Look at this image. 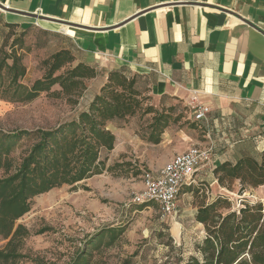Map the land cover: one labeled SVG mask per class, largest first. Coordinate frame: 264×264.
<instances>
[{
  "label": "crops",
  "instance_id": "crops-1",
  "mask_svg": "<svg viewBox=\"0 0 264 264\" xmlns=\"http://www.w3.org/2000/svg\"><path fill=\"white\" fill-rule=\"evenodd\" d=\"M0 4L11 9L0 8L4 23L20 29L36 25L59 34L62 47L75 51L79 60L107 71L126 69L140 78L156 105L173 106L182 114L178 122L174 115L157 144L140 139L133 123L112 126L113 162H135L131 157L135 147L150 146L165 153L163 163L147 164L159 169L191 146L209 147V160L196 173V184L224 190L214 172L219 165L262 157L264 0H0ZM193 92L210 108L204 121L193 118L189 106ZM183 189L180 200L187 201L186 215L195 221L193 193L189 186Z\"/></svg>",
  "mask_w": 264,
  "mask_h": 264
},
{
  "label": "trees",
  "instance_id": "trees-1",
  "mask_svg": "<svg viewBox=\"0 0 264 264\" xmlns=\"http://www.w3.org/2000/svg\"><path fill=\"white\" fill-rule=\"evenodd\" d=\"M5 24L18 28L16 24ZM31 26L21 29L29 30ZM39 30L60 38L59 34ZM20 38L13 40L9 51L0 48V99L31 102L58 85L60 90L54 94H64L73 105L78 104L87 89L86 81L98 75L96 66L79 60L72 49L62 47L43 61L44 75L31 86L25 85L22 79L27 68L19 52L23 48ZM143 91L147 90L143 89L137 75H131L124 68L112 69L87 107L73 119L48 129L0 131V171L4 174L0 177V236L7 240L0 249V264H17L23 258V240L29 230L16 222L31 210L34 197L63 185L74 186L107 168L106 160L101 159L102 153L113 150L116 143L109 124L123 122L120 126L123 128L140 114L151 118L146 119L147 127L141 136L148 143L160 142L175 107L158 108L147 103L151 97H144ZM150 115L152 117H148ZM24 140L29 143L26 152L15 161L11 154ZM214 172L219 184L230 191L239 181L240 195L248 188L263 186L264 151L261 161L243 157L235 163L219 165ZM190 186L188 191L197 195L195 221L203 224L206 235L196 244L200 257L191 256L177 264H264V203L245 200L236 210L227 197L219 195L208 199L205 185ZM123 231V227L100 231L68 264H102L95 261L94 252L101 251L104 245L111 246ZM106 236L109 239L104 242Z\"/></svg>",
  "mask_w": 264,
  "mask_h": 264
},
{
  "label": "rangeland",
  "instance_id": "rangeland-1",
  "mask_svg": "<svg viewBox=\"0 0 264 264\" xmlns=\"http://www.w3.org/2000/svg\"><path fill=\"white\" fill-rule=\"evenodd\" d=\"M16 37L23 39V48L19 52L27 68L22 83L31 86L44 75L43 61L62 48V40L56 35L42 33L36 25L29 30L9 28L0 16V48L9 51ZM96 68L97 77L86 81L87 89L76 105L66 95L54 94L60 90L58 85L31 102L0 99V131L11 133L26 129H48L73 119L87 107L92 95L105 82L104 76L107 78V70L98 66ZM143 96L150 95L148 91H143ZM150 97L147 103L162 107ZM176 114L177 110L169 124H173ZM146 119L151 118L137 114L130 119L137 135L145 142L146 138L141 135H144L147 127ZM178 120H182V114L175 117V121ZM123 125V122H114L108 127L116 129ZM28 144L24 140L16 146L11 154L15 161L25 154ZM164 154L163 150L150 146L135 147L131 152L135 162L121 163L113 162L110 153L104 151L101 159L106 160L107 168L101 174L74 186L63 185L34 197L31 210L16 222V225L21 224L29 230L21 250L24 256L17 264H68L91 237L112 227H123L124 231L111 246L104 245L101 251L94 252L95 261L102 264H121L124 261L130 264H177L184 263L191 256L200 257L196 244L203 240L206 232L192 217L186 215L185 210L189 205L185 199L184 202L180 200L185 189L179 196L178 211L172 216L163 217L154 203L135 204L132 201L143 188L144 178L158 174L171 161L159 169L149 167L164 161ZM3 175V171H0V177ZM192 185L200 187L196 182ZM203 188L206 196L227 197L232 209L236 210L245 200L264 203V185L248 188L241 195L239 181L233 184L232 191L210 186ZM192 199L196 201L197 195L194 194ZM108 239L109 236H106L104 242ZM6 242L0 236V249L4 248Z\"/></svg>",
  "mask_w": 264,
  "mask_h": 264
},
{
  "label": "built area",
  "instance_id": "built-area-1",
  "mask_svg": "<svg viewBox=\"0 0 264 264\" xmlns=\"http://www.w3.org/2000/svg\"><path fill=\"white\" fill-rule=\"evenodd\" d=\"M189 106L195 121L206 120L210 108L197 93L193 92L190 96ZM210 153L209 147L194 145L176 154L158 174L144 178L143 188L133 197V203H154L163 217L176 214L181 189L196 182L195 175L209 160Z\"/></svg>",
  "mask_w": 264,
  "mask_h": 264
},
{
  "label": "water",
  "instance_id": "water-1",
  "mask_svg": "<svg viewBox=\"0 0 264 264\" xmlns=\"http://www.w3.org/2000/svg\"><path fill=\"white\" fill-rule=\"evenodd\" d=\"M0 8L5 10V11L11 10L10 8H8V7H6V6L2 5V4H0Z\"/></svg>",
  "mask_w": 264,
  "mask_h": 264
},
{
  "label": "bare ground",
  "instance_id": "bare-ground-1",
  "mask_svg": "<svg viewBox=\"0 0 264 264\" xmlns=\"http://www.w3.org/2000/svg\"><path fill=\"white\" fill-rule=\"evenodd\" d=\"M53 25V24H52Z\"/></svg>",
  "mask_w": 264,
  "mask_h": 264
}]
</instances>
